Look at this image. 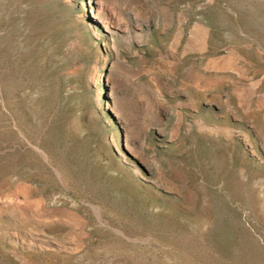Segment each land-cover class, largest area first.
<instances>
[{
  "label": "rangeland",
  "instance_id": "1",
  "mask_svg": "<svg viewBox=\"0 0 264 264\" xmlns=\"http://www.w3.org/2000/svg\"><path fill=\"white\" fill-rule=\"evenodd\" d=\"M103 1L0 0V264H264V0Z\"/></svg>",
  "mask_w": 264,
  "mask_h": 264
},
{
  "label": "bare ground",
  "instance_id": "2",
  "mask_svg": "<svg viewBox=\"0 0 264 264\" xmlns=\"http://www.w3.org/2000/svg\"><path fill=\"white\" fill-rule=\"evenodd\" d=\"M87 2L91 5L92 3L95 2V11L93 12L91 10V17L96 20L97 22H99V24L101 26H103L104 30L107 32V33H110L111 30H110V24H109V21L108 19L106 18L105 14H104V1L103 0H87ZM129 13H132V12H129ZM131 19L133 21V23L136 25H139V22H138V19H141L140 17H138L137 15L135 16L134 14L131 16ZM115 90L113 89V93L115 94L116 92H114ZM113 94V95H114ZM115 96V95H114ZM114 104H115V108H116V112L121 115V110H120V106L118 105L117 101H114ZM122 116V115H121ZM126 129L128 132L126 133V136H129V138H137L138 136H135L134 134H132V132H130L131 130L129 129L128 126H125ZM158 133H160L161 135H163V130L162 128H159L156 130ZM135 139H131V142H134ZM219 145V144H218ZM133 153H138L136 150H133ZM132 153V154H133ZM135 156V154H133ZM222 171V170H221ZM94 184V183H93ZM94 186V185H93ZM96 189V188H95ZM102 190V189H101ZM100 190V191H101ZM106 190V189H105ZM99 200V199H98ZM95 207V206H94ZM97 208V207H96Z\"/></svg>",
  "mask_w": 264,
  "mask_h": 264
}]
</instances>
